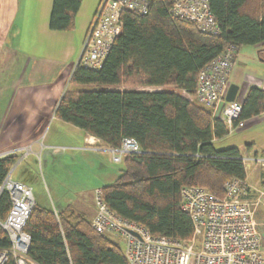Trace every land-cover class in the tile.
I'll list each match as a JSON object with an SVG mask.
<instances>
[{"label":"trees","instance_id":"16d2710c","mask_svg":"<svg viewBox=\"0 0 264 264\" xmlns=\"http://www.w3.org/2000/svg\"><path fill=\"white\" fill-rule=\"evenodd\" d=\"M150 1L148 15L122 14V33L100 70L75 68L56 117L108 148H120L124 139L137 141L141 153L127 157L118 179L102 188L106 205L153 236L190 240L194 228L181 209V190L199 186L223 197L227 181L247 174L242 152L219 146L230 134L224 121L189 97L196 94L200 71L229 45L264 44V0H210L218 36L172 18L174 0ZM81 5L82 0H53L50 29L73 31ZM263 113L264 91L252 88L240 120ZM17 160L0 158V186ZM11 209L5 192L0 221ZM24 230L31 236L32 264H128L120 245L95 232L92 221L73 207L56 214L36 204ZM10 246L0 226V249Z\"/></svg>","mask_w":264,"mask_h":264},{"label":"built area","instance_id":"2783aa9c","mask_svg":"<svg viewBox=\"0 0 264 264\" xmlns=\"http://www.w3.org/2000/svg\"><path fill=\"white\" fill-rule=\"evenodd\" d=\"M150 10V0H100L84 38L78 65L91 71L100 70L122 33V14L148 15ZM168 13L176 20L192 24L201 33L220 34L210 0H174ZM238 53V47L231 44L203 68L196 94L191 97L214 116L220 115L231 132L245 127V121L240 120L243 101H226ZM261 116L264 118V113ZM104 150L115 164L141 153L134 139H124L118 149ZM242 161L246 174L249 168L256 167L264 176V157H242ZM224 190L223 197L199 186L181 190V209L194 228L190 240L156 237L145 227L119 217L106 205L102 189L95 191L92 228L99 234L120 237L128 264H264V179L256 184L250 183L248 175L245 179H232L225 183ZM5 192L11 198L12 209L0 226L8 234L11 246L0 249V264L11 260L16 264H32L28 257L31 236L24 228L36 205L33 190L14 181L10 171L0 186V197Z\"/></svg>","mask_w":264,"mask_h":264},{"label":"crops","instance_id":"0c3cea01","mask_svg":"<svg viewBox=\"0 0 264 264\" xmlns=\"http://www.w3.org/2000/svg\"><path fill=\"white\" fill-rule=\"evenodd\" d=\"M19 3L20 0H0V157L17 156L11 169L14 181L28 185L33 191L35 186L45 184L51 205L36 199L37 205L56 214L73 207L92 221L96 212L95 191L114 183L123 166L118 168L112 162L111 155L104 150L108 147L102 141L58 119L56 109L78 66L82 44L98 3L86 17L82 0L75 29L81 11L80 17L84 19L78 24V30L57 32L49 27L52 0L50 11L45 9V23L41 24V31L51 38L52 44H47L40 55L37 48L22 49L8 42L13 35ZM254 47L264 58V44ZM241 48L230 82L239 87L236 99L244 101L250 89L264 91V69L256 76L244 75L247 57L240 54ZM261 115L246 121L244 128L229 130L225 140L244 136L240 144L232 143L225 148H238L243 157H264ZM215 117L221 119L220 115ZM245 147H249L247 154ZM253 170L259 180L264 179L260 168L253 167Z\"/></svg>","mask_w":264,"mask_h":264},{"label":"rangeland","instance_id":"374dc122","mask_svg":"<svg viewBox=\"0 0 264 264\" xmlns=\"http://www.w3.org/2000/svg\"><path fill=\"white\" fill-rule=\"evenodd\" d=\"M96 2L98 3L96 7H98L100 0H83L82 10H86V17L90 15ZM51 4L52 0H48V2L47 0H20L13 26V35L9 38L8 42L13 43V45L15 46L19 45V47H21L22 49L37 48L39 51V55L43 53V48H46L47 44H52L51 38L41 31L43 29V27H41V24L45 23V9L48 8V10L50 11ZM82 12L83 11H81L79 19L77 20V28L73 31L78 30V24H80L82 19H84L83 17H80ZM240 54L247 57L245 61L246 66H244V75L256 76L258 75V73H261V71L264 69V58L260 56L259 49H256L254 46H242ZM125 88L138 89L139 87L122 86V89ZM184 95L189 97L186 93ZM189 98L191 99V97ZM261 121L264 124V119H262ZM262 129L263 130L261 132L264 133V125H262ZM243 136L244 135H235L233 138H228L229 140L227 139L222 141L219 146L224 148L231 146L232 143L240 144V139H242ZM116 165L118 168H120V166H123V163ZM247 175L250 183H258L259 177L257 178L256 172H254L253 167L248 169ZM43 185L44 187H42ZM43 185H38L37 187L35 186V189L33 191L34 199H39L43 203L46 202L48 205H51L49 193L46 189L45 184ZM109 237L115 242H117L120 247L124 250L125 244L120 237Z\"/></svg>","mask_w":264,"mask_h":264},{"label":"water","instance_id":"95a60500","mask_svg":"<svg viewBox=\"0 0 264 264\" xmlns=\"http://www.w3.org/2000/svg\"><path fill=\"white\" fill-rule=\"evenodd\" d=\"M238 92H239V87L237 85H231L226 101L229 103L234 102L237 98Z\"/></svg>","mask_w":264,"mask_h":264}]
</instances>
